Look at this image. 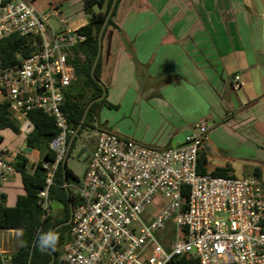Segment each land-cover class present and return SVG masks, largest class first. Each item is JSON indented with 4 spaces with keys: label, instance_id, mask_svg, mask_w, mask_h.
Listing matches in <instances>:
<instances>
[{
    "label": "built area",
    "instance_id": "built-area-1",
    "mask_svg": "<svg viewBox=\"0 0 264 264\" xmlns=\"http://www.w3.org/2000/svg\"><path fill=\"white\" fill-rule=\"evenodd\" d=\"M12 35L33 38L34 50L27 57L16 54L9 65L0 58V101L26 137L34 130L32 110L53 117L59 128L50 143L56 158L44 162L47 180L39 192L45 219L51 212L49 188L73 133L62 106L77 81L75 50L86 36L70 28L54 4L38 9L34 0H0V41ZM232 81L240 89V74ZM210 128L208 119L201 120L181 146L169 149L102 129L77 188L70 239L57 264H170L177 257L196 264H264V182L198 173ZM9 164L1 150V179ZM152 204L157 211L144 221ZM169 225L174 230L165 239ZM0 257L1 264H13L1 236Z\"/></svg>",
    "mask_w": 264,
    "mask_h": 264
},
{
    "label": "crops",
    "instance_id": "crops-1",
    "mask_svg": "<svg viewBox=\"0 0 264 264\" xmlns=\"http://www.w3.org/2000/svg\"><path fill=\"white\" fill-rule=\"evenodd\" d=\"M114 23L103 46L101 82L116 108L101 107L102 129L169 149L208 119L210 143L199 154L206 171L256 177L260 169L264 179V0H121ZM235 74L240 89L233 87ZM0 137L10 163L0 194L14 207L26 194L12 165L16 156L28 159L32 173L48 150L29 167L27 137L10 129Z\"/></svg>",
    "mask_w": 264,
    "mask_h": 264
},
{
    "label": "trees",
    "instance_id": "trees-1",
    "mask_svg": "<svg viewBox=\"0 0 264 264\" xmlns=\"http://www.w3.org/2000/svg\"><path fill=\"white\" fill-rule=\"evenodd\" d=\"M38 9H43L52 4L58 8V4L49 0H34ZM40 1V3H38ZM113 0H83V10L89 14L87 24L80 27L84 32L86 41L81 44L75 51L73 65L77 75V83L66 93L62 110L65 113L69 127L74 131L79 125L86 106L88 103L103 93L101 85L96 82L91 74L92 66L98 53V37L100 29L105 21L106 15L110 9ZM121 0H118L116 8L109 20L103 37L107 34L110 27H114V17L116 16L118 6ZM98 8L95 12L94 8ZM33 38L20 37L12 35L0 41V58L3 65H9L16 60V54L22 57L29 56L34 47L32 46ZM102 57L100 58L95 76L101 81ZM116 108L110 104L106 97L94 103L86 117V120L79 131L80 135L84 129L94 121L99 120V111L101 107ZM29 118L34 124V130L27 136V146L30 149L39 151L43 145H47L49 150L44 159L34 166L32 173L27 171L28 159L22 154H18L13 162L16 172L21 175L22 183L26 194L18 198L14 207L5 205V195L0 194V230H14L21 234V244L15 253L12 254L13 264H47L51 260V255L47 251H42L37 244V236L40 232L52 230L57 224L65 222L70 216V199L64 187L62 160L58 163L55 174L53 176V184L49 188V196L52 202H57L63 207L61 216H53L49 214L45 219L42 218V210L39 205V192L46 186L47 172L44 162L53 163L56 153L50 148L51 141L59 134V128L53 117L39 110H32ZM10 129L14 133L19 134V124L10 116L8 105L0 101V130ZM71 136V135H70ZM69 136V138H70ZM68 138V140H69ZM2 140V137H0ZM76 138L73 142V146ZM73 146L69 152L68 158L73 150ZM207 161L204 155L198 157V173L208 174L205 169ZM68 170V184L71 180H78V177ZM213 176L229 177L230 170L228 168H216L210 173ZM256 177H260V169H256ZM71 194V202L73 208L76 206L79 196L78 192ZM184 197H188V190L184 188ZM71 224L60 227L56 233L59 235V242L55 250L48 249L53 252L56 258L61 252L64 245L70 239ZM1 264V257H0ZM54 264H57L55 260ZM170 264H196L195 261L185 257L174 258Z\"/></svg>",
    "mask_w": 264,
    "mask_h": 264
},
{
    "label": "rangeland",
    "instance_id": "rangeland-1",
    "mask_svg": "<svg viewBox=\"0 0 264 264\" xmlns=\"http://www.w3.org/2000/svg\"><path fill=\"white\" fill-rule=\"evenodd\" d=\"M49 1L51 2V0ZM81 1L83 0H67L61 6H58V9L62 11V16L67 21L68 26L70 28H78L81 25L85 24V22L89 21L90 16L82 9V5L80 4ZM38 3H40V1ZM94 10H97V8L95 7ZM53 26L55 27L58 26L57 21L53 22ZM109 29H114V27H111ZM105 37H107V35H105ZM105 37H103V40ZM106 40L107 39L105 38L104 40L105 44L103 45L105 48H106ZM101 57L103 61L104 56H101ZM104 107L108 108L107 106H104ZM104 130H108V129H104ZM102 131H103L102 125H100L98 120H94L88 126V128L84 129L80 135H77L76 142L74 146L72 145L73 150L67 161V167L74 173L75 176L78 177V180H71L70 187H69L70 192L72 191L73 193H76L77 188L81 186L85 170L90 161L91 154L95 148L99 134ZM210 132L211 130L209 131V134H208V137H209L208 144L210 143ZM24 137H26V135H24ZM18 138L19 136L17 137V139ZM47 150H49V147L47 145H43L41 147V150L39 151L26 149L25 153L28 154V158L31 161L29 164V167L31 166L32 162H36L38 160L40 161V159L43 158V154ZM245 176L246 175L243 176L239 174V175H236V177L234 176V178L243 179L245 178ZM259 179L263 180L264 182L263 178H259ZM62 211H63V207L59 203L52 202L51 212H50L51 215L61 216ZM156 211H157V208L154 206V204L150 205L146 209L143 220L146 221L149 218H151L156 213ZM173 230L174 229L172 225H169L167 230L164 232V235H163L164 238L165 237L171 238ZM1 241L3 245V249L7 253V255H12L13 253L16 252V250L19 248L21 244V234L20 232H17V231L1 232Z\"/></svg>",
    "mask_w": 264,
    "mask_h": 264
},
{
    "label": "water",
    "instance_id": "water-1",
    "mask_svg": "<svg viewBox=\"0 0 264 264\" xmlns=\"http://www.w3.org/2000/svg\"><path fill=\"white\" fill-rule=\"evenodd\" d=\"M117 2L118 0H113L112 1V4L110 6V9L106 15V18H105V21L100 29V32H99V37H98V53H97V56L95 58V61L93 63V66H92V71H91V74H92V77L93 79L98 82L102 89H103V93L100 97L90 101L88 103V105L86 106V109L84 111V114L82 116V119L79 123V125L77 126V128L73 131V133L71 134L70 138H69V141H68V144H67V148H66V151H65V155L63 157V160H62V170H63V179H64V187H65V190L67 192V195L70 199V216H69V219L65 222H61L59 224H57L53 229L52 231L56 232L60 227L62 226H65V225H70L71 222H72V218H73V206H72V202H71V194H70V189H69V184H68V170H67V161H68V155H69V152L71 150V147H72V144L75 140V138L77 137L79 131L81 130L85 120H86V117L90 111V108L91 106L96 103V102H100L102 101L105 97H106V94H107V90H106V87L105 85L96 78L95 76V70H96V67H97V64L102 56V51H103V35H104V32H105V29L109 23V20L116 8V5H117ZM44 251H47L50 255H51V260L47 263V264H54L55 260H56V256L54 255L53 252L49 251V250H44Z\"/></svg>",
    "mask_w": 264,
    "mask_h": 264
},
{
    "label": "clouds",
    "instance_id": "clouds-1",
    "mask_svg": "<svg viewBox=\"0 0 264 264\" xmlns=\"http://www.w3.org/2000/svg\"><path fill=\"white\" fill-rule=\"evenodd\" d=\"M58 242H59V235L52 230L38 233L37 244L42 251L48 249L55 250Z\"/></svg>",
    "mask_w": 264,
    "mask_h": 264
}]
</instances>
